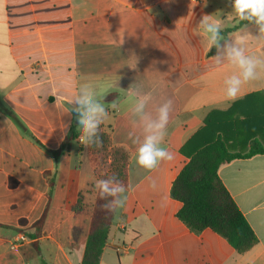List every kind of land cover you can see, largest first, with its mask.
<instances>
[{"label": "crops", "instance_id": "1", "mask_svg": "<svg viewBox=\"0 0 264 264\" xmlns=\"http://www.w3.org/2000/svg\"><path fill=\"white\" fill-rule=\"evenodd\" d=\"M205 15L222 27L219 62L217 47L198 28ZM241 22L230 0H0V264H82L91 217L72 207L97 181V165L77 140L54 155L75 123L72 101L80 89L105 107L102 124L113 146L130 153L119 196L125 204L115 211L100 264H115L114 254L120 264H133L135 247L139 261L152 264H264V154L219 169L258 238L243 254L210 229L191 232L170 196L188 161L181 149L209 115L234 110L240 142L264 132V94L254 97L264 92V72L257 67V78L227 100L226 81L241 70L224 45L243 35L245 55L259 59L264 52L256 26ZM138 100H145L142 114L135 112ZM168 101L161 146L173 159L148 170L137 163V147ZM24 234L28 241L13 250Z\"/></svg>", "mask_w": 264, "mask_h": 264}, {"label": "trees", "instance_id": "2", "mask_svg": "<svg viewBox=\"0 0 264 264\" xmlns=\"http://www.w3.org/2000/svg\"><path fill=\"white\" fill-rule=\"evenodd\" d=\"M243 24L244 21L239 26ZM262 94L264 92L255 94L254 97ZM110 96L117 98L118 93H112ZM7 113L11 119L25 128L13 112L7 110ZM234 113L235 111L231 110L209 115L205 120V126L181 149V154L188 161L174 180L170 196L181 204L176 214L177 219L191 232L201 233L210 229L223 237L234 250L243 254L257 245L258 238L221 181L219 169L237 159L263 155L264 132H260L261 134L256 137L255 133H252L250 139L245 138V141L240 142L239 123L230 120ZM74 116L75 123L61 148L54 153L56 157L81 136L77 129L79 115L76 111ZM97 137L103 142L102 147L98 148L94 143L86 147L88 154L96 162L99 181L108 180L113 185L127 187L130 153L122 147L113 146L110 134L105 131L102 123L97 130ZM253 138L254 141L249 142ZM119 196L120 193L116 197L101 198L98 188L82 264H100L116 211L109 212L102 206L110 204L114 199L119 200ZM72 209L77 213L83 212L82 194ZM41 223H36L35 228L38 229Z\"/></svg>", "mask_w": 264, "mask_h": 264}, {"label": "clouds", "instance_id": "3", "mask_svg": "<svg viewBox=\"0 0 264 264\" xmlns=\"http://www.w3.org/2000/svg\"><path fill=\"white\" fill-rule=\"evenodd\" d=\"M168 2V0H166ZM232 13L241 21H247L254 24L257 29L258 36L264 39V0H230ZM123 23V22H122ZM199 30L206 34L210 43L218 49V55L213 57L219 62L220 45L219 40L222 39L220 33L222 31L221 24L212 19V16L205 15L199 22ZM122 29L119 30V34ZM246 37L239 36L234 43L224 45V54L227 59L238 66L241 70L240 75H233L228 78L227 100L233 101L239 97L242 85L246 82L257 78L256 69L258 66H264V60L245 55L243 47ZM210 50V49H209ZM129 95H134L130 90ZM77 107L74 109L79 115V126L81 129V141L85 145L95 144L96 147H102L103 142L97 137V130L103 123V117L107 116L105 107L93 101V92L84 89L79 90V94L72 101ZM112 108H116L115 102ZM145 107V100H138L135 105V112L142 114ZM172 103L168 101L160 106L158 110V118L149 121L145 127V136L143 142L137 147V163L148 170L156 169L161 162L171 161L172 153L163 145L167 125L170 118ZM63 136L61 137V141ZM101 198L104 196L116 197L118 193L124 191L123 186L113 185L111 181L102 180L97 184ZM155 187V182H152ZM125 204V200L114 199L110 204L102 206L103 209L113 212Z\"/></svg>", "mask_w": 264, "mask_h": 264}, {"label": "rangeland", "instance_id": "4", "mask_svg": "<svg viewBox=\"0 0 264 264\" xmlns=\"http://www.w3.org/2000/svg\"><path fill=\"white\" fill-rule=\"evenodd\" d=\"M258 57H259V59L264 60V52H259L258 53ZM258 69H259L260 72H264V66H258ZM79 143H81V142H79ZM83 152H84L85 156L87 157L88 162H91L87 150L84 149ZM87 159H86V162L84 163L85 168H86V166L88 167V165H86L87 164ZM98 182H99V179H98V176H97V181H96V179H94L92 181V183H91V185L93 184L92 187L90 185L87 188L88 189L87 191L81 193L82 194V200H83V206H84L83 212L86 213L89 218L92 217V207L94 206L95 199H96V193H97V190H98V187H97ZM168 211H169V208L166 209V214L167 215H168ZM126 234H128L129 237L135 236L134 231L131 228H129V227L127 228ZM24 235L27 237V234H24ZM130 253H131V256H133L132 254H134L138 258V261H136V260H134L132 258L133 259L132 260L133 261V264H152L149 261H147V259H145L144 262H140L139 261V259L141 258V256H140V254L137 251V247H135V250L134 251H131ZM119 254H120V257H121V253H119ZM114 257L116 259L115 260L116 262H114V263L115 264H120L119 261H118V258L116 256V254H114ZM127 259L131 260V258H127ZM124 264H132V262H130V263H126L125 262Z\"/></svg>", "mask_w": 264, "mask_h": 264}, {"label": "built area", "instance_id": "5", "mask_svg": "<svg viewBox=\"0 0 264 264\" xmlns=\"http://www.w3.org/2000/svg\"><path fill=\"white\" fill-rule=\"evenodd\" d=\"M190 1L196 3L198 0H190ZM77 141L83 143V142L81 141V136L78 138ZM27 241H28V239H27V237H26L25 235H20V236L18 237V239H17L16 241H14V242L11 244V248H12L13 250H19V249L22 247V245H23L25 242H27Z\"/></svg>", "mask_w": 264, "mask_h": 264}]
</instances>
